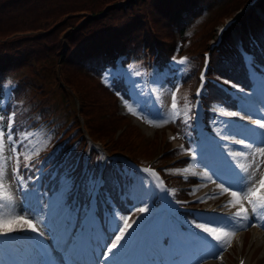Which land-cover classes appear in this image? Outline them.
I'll list each match as a JSON object with an SVG mask.
<instances>
[{"label": "trees", "instance_id": "1", "mask_svg": "<svg viewBox=\"0 0 264 264\" xmlns=\"http://www.w3.org/2000/svg\"><path fill=\"white\" fill-rule=\"evenodd\" d=\"M244 2L246 1L235 0V4L226 11L227 3L222 11L232 13L243 6ZM206 3L209 4L207 0H0V99L4 96L6 87L11 82L15 83L9 90L7 104L0 108L5 126L11 111L15 112V138L19 131L38 126L42 119L51 121L53 117L49 111L53 113L54 107L59 103L54 104L55 96L62 95L69 104L64 94L70 96L68 92L71 91L79 102L74 118L76 120L79 115L83 117V122L79 121L74 125L70 121L54 126L52 145L41 156V159L44 157V162L49 157L59 160L61 152L66 150L64 162L53 173L57 172L54 182L60 172L70 166L74 167L77 157L76 169H80L87 161L88 171L96 170L99 151L92 145L87 154L89 144L86 143L83 129L93 139L108 138L103 143L112 153L124 151L136 158L146 156L148 150L134 147L132 139H137V133L133 138L127 136L133 131L134 125L128 124L117 136L110 127L113 123L114 127H121L123 121L128 120L126 116L114 112V109L116 111L119 106L115 91L129 97V83L124 76L120 79L114 77L111 88L100 77L105 69L116 68L119 64H146L154 73L163 74L166 81L174 86L179 67L173 62V56L185 51L189 19L196 11L208 6ZM257 5L264 11V0L258 1ZM214 17L215 15L212 18ZM240 25L241 28L236 26V30L244 47L264 62V20L256 12V8L248 9L246 15L241 17ZM231 34L230 32V37ZM204 42L207 44V39ZM204 48L205 45H198L201 58ZM39 63L44 64L41 69L37 68ZM199 63L200 61L184 68L182 73L181 83L189 86V95H192L191 89L197 81ZM159 69L164 71L158 72ZM211 73H220L246 87L251 84L243 54L228 35L223 37L220 45L213 47ZM50 75H53L54 81L47 90L45 82ZM79 80L93 82L89 89L94 91L93 95L101 91V95L108 97L102 108L111 110L113 115L109 122L99 123V127L95 128V113L92 108L100 106L101 102L93 99L94 96L88 98L84 90L86 88L83 89ZM208 85L209 95L205 99L208 107L215 100L235 106V98L226 89L213 79ZM29 88L35 90V97H32L38 98L31 108L21 100L22 94ZM95 97L99 99L98 96ZM105 112V109L101 111ZM210 114L208 110L207 118ZM167 121L185 138L184 142L190 134L195 138L194 129H190L189 123L183 118L179 117L175 121L168 118ZM101 126L107 128V132ZM21 143L19 142V147ZM177 152L169 150L161 157H173ZM187 161V158H182L176 164ZM113 162L109 161L105 167V188L117 207L127 212L133 201L131 187L128 185L125 188L127 180L117 174V163L120 168H125V165L120 160ZM167 166L170 165H166L165 170ZM166 173L172 184L180 185L175 187L176 195L187 196V189L183 186L187 181L167 170ZM45 175L43 185L49 187L53 182L52 177L50 178L52 173Z\"/></svg>", "mask_w": 264, "mask_h": 264}, {"label": "rangeland", "instance_id": "2", "mask_svg": "<svg viewBox=\"0 0 264 264\" xmlns=\"http://www.w3.org/2000/svg\"><path fill=\"white\" fill-rule=\"evenodd\" d=\"M207 1L209 2V4L206 3L208 4V6L202 7L200 11H196V13L192 15L193 17H190L189 24L186 29L188 41L184 46L185 51L182 55H176L174 57V62L176 65H178V67H180V72H182L184 68L196 65L198 61H200L201 57L198 45L203 44L206 46V48L204 49H208L210 44L216 43L219 37V35L217 34V29L226 20L234 18V16L241 10V8H244L246 5V3L244 2L243 6H241L238 10L236 9L232 13H224L222 11L223 6H226V4L229 3L226 10L228 11L229 7L235 4V0ZM214 15L215 17L212 18ZM237 24L238 20L236 18L232 26ZM230 29L231 28H227L226 34L229 33ZM210 32L211 34H209ZM175 35L178 36V33H175ZM206 39L208 41L207 44H205L204 42L206 41ZM180 61H183V63H180ZM43 65V63H39L37 68L41 69ZM118 68L120 70L123 69L121 66H119ZM125 70L130 73L128 79L132 82L131 99L128 102H124L122 100L120 102V109L118 106L116 111L114 109V112L119 114H121V112H133L135 116H139L140 114L144 118L143 119L141 117L146 122V124H148L149 126H153V131L145 130L137 123H135L132 118L130 119L127 116L126 117L128 118V120L123 121L124 124L121 126L125 128L127 126L125 123L135 126L134 128H132L133 131L129 132L127 136L129 138H133L134 134L137 133V139H132L133 144L135 145V149L148 150V154H146V156L144 157H141V161L146 162L153 160L154 163L161 164L163 163V159L165 160L168 158V156L164 158L158 156L161 151H165L164 153H162V155L164 156L166 151L173 146H176L181 150H185L186 154L190 155L189 164L187 166L180 167L179 165L171 163V166H167L166 170L173 174L182 172L187 176L196 175L198 177V183H193L189 186L188 193L190 194V197L186 198V201H191L194 204H197L198 202L200 204H206L207 201H214L215 206L220 210L219 215L235 216L237 212H240L241 216L247 215L249 217L248 220L240 219L239 224L235 227L225 228L226 232L233 231V235L225 236L222 233L221 235L217 236L220 237L219 241L214 239V236L210 235L209 237L211 240H200L199 244L195 245H191L192 242L190 241L192 238H198L197 235L192 236L193 233L191 231H188L186 229L187 231L183 232L178 225L172 224L173 236L169 233H167V235L172 238L174 242L173 245L171 247L157 249L153 239L155 234L160 231H164V228L167 232L169 231V229L167 228L165 220L161 216H153V218L149 219L150 238L144 243H141L140 241L139 245L134 246L131 264H133L132 262L136 260L137 255H139L140 253H146V255L149 256V259H151L152 261L146 263L144 262L143 258H138L137 264H163L164 259H160L158 256L159 254H163L164 252H167L169 250L173 251L172 263L174 264H194V262L195 264H197V262H199L198 264H235L237 254L236 246L233 247L234 250L228 248L227 251L225 246H232L233 240L235 238V233H238L242 229L246 230L247 232H245L244 235V245L240 249L247 253V264H264V240H260V242L257 243L256 240L252 238L254 229H257L264 233V212L261 213L258 211H253L254 207L252 205L255 198L252 187L254 188L258 179L264 172V154L260 153V142H258L261 136L258 135V132L254 131L256 129L246 124H237L238 122H235L227 115L217 114V116L211 121L210 129L202 132L201 138L199 137V140H194L190 148L186 149L184 146H179V142L176 138H174V136H167V139H164V134L161 132L162 130L167 129V125H169L167 123V120L170 115L175 117L178 114V106L180 108L179 115L182 116L185 122H188L190 124V97L187 103H185L187 97H184L189 93V86L177 82L175 89H173L171 86H168L162 79H158L151 84V86L153 87L152 89H154V91H152L144 82L146 68L143 64L128 65L126 66ZM27 71L28 69L26 70V72ZM49 73L52 74V72L50 71ZM104 80L107 83L111 81V77L108 72L105 75ZM53 81V75L47 77V80L45 82L47 90L52 86ZM79 82L83 86V89L86 88L84 90H86L85 93L88 98L94 96L93 99L101 102L100 106L92 108L93 112L95 113L96 121V127H94H99V123H104L106 121L109 122V119L113 114L111 110L107 109L106 107L102 108L104 107L103 104L105 103V100L107 101L108 97L105 96V94L101 95V91H98L97 93H95V95H93L94 91L89 90L93 85L92 81H86L85 83L84 81L79 80ZM143 85H145L144 88ZM255 90L256 87L254 86V88L248 91L249 96L247 95V93H243L242 98L246 100L247 98L255 100L257 97V94H254ZM250 92H253V94H251ZM142 93H144V96L146 97L147 107L160 109L162 111V116H156L155 118L153 116L154 114H152V112H148L141 103H136L137 100L142 102ZM35 94V90L29 88L27 92L22 94L21 100L24 101L29 108H31L33 105H35L38 99L37 97V99L33 98L35 97ZM68 94L70 96H67L66 94L64 95L70 102L69 104H67L62 95L58 94L55 96L54 104H56V102H59L57 105L59 107H54L53 113L49 111L51 113V116L53 117L51 121H44L41 123V127L37 126L29 129V132L19 131V140L20 142H22V145L19 148L16 147L14 149V154L9 153V134L6 135L5 131L3 130L0 118V228H8L4 226L6 222L9 224V227L28 225L27 223L17 221L16 218L17 216L23 214L26 209H31V211L23 215L22 219L27 220L28 216L29 221H35L39 223L40 230L38 229L36 233H44L43 240H47L49 242V245L55 250H53L54 253H56L57 251L62 255L63 264H68L67 248L69 247V244L76 245L83 239H85L87 243L89 241L92 242V250L96 251L99 249L103 257L105 255L109 257L117 255L120 252L122 246L127 243H125L127 237L132 234L134 230L138 229V237H143V235L140 234L143 231L142 221L145 220L143 218L148 215L150 209L154 205L153 189L149 181L143 179V186H141L139 180H137V182L133 184L134 202L130 207V214L127 216L123 215L115 208L113 210V215L109 216L108 213L106 214L112 231L117 223H119V225L123 229L125 219H127V223L129 225V227L125 231L124 237L117 245V248L112 249V253L105 252V249L110 248L111 245H107V243H105V235L97 218L91 219L89 216L86 219L83 218V225L85 226L84 230L75 233L74 240L70 228H68L66 233L65 230L68 227V225L66 227V223L68 222V201L71 197V194L64 186L62 178H60L58 182V188L53 192L49 190H46L45 192L42 190L39 191L37 185L41 178V171L52 160L48 159L47 162L43 164V162L39 161V155L43 151L48 150L51 147V138L54 135L53 127L61 123H67L70 121H73L72 124L74 125L79 121L82 123L81 119H83V117H80L78 115L76 117V120L74 118L75 112L79 106L78 98L77 96L73 95L71 91H69ZM95 96H98L99 99H97ZM173 96H175L176 105L178 104L176 109L171 108ZM180 99H183L182 103L179 102ZM3 101L1 102L3 103ZM258 106L260 107V113L257 116L258 118H260L262 123H264V100L260 101V104H258ZM239 107L248 109V105L245 102L241 103ZM142 108H144L143 114L141 113ZM103 109L106 110L105 113H101ZM249 109L248 115L253 117V111ZM47 111L48 110L46 109V112ZM117 126L118 125L114 127V123L110 124L111 130L113 129V132L117 130ZM230 126L232 131L236 133L233 136L238 137V139L240 138L242 140L246 135L245 139L250 144L248 148L250 154L242 157V159L240 160L242 164L240 165L241 169L238 170V173L250 175L252 186L248 189L247 193L243 191L238 192L236 197H233L231 195V192L235 189L229 188L228 192L218 191V188L216 186H213L214 182L201 178L202 174H200V171H204L208 174L210 173V175H212V172H209V169L202 167L198 163L199 150H201V155L204 161L214 170H217L220 164H222L221 162L224 158H230V155L226 154L230 150V146H232V149H240V147L236 144H230L228 141L220 139L221 135L229 133ZM101 127L104 128L103 126ZM104 129L106 131L107 128ZM83 131L85 133L88 132L85 129H83ZM25 137L27 138L25 141H23V138ZM229 137L232 136L229 135ZM15 139L16 138H14V140ZM99 140L104 142L108 140V138L104 137L103 139ZM218 145H224V148L221 150L217 147ZM193 154H195V159H192ZM216 161H218V163H216ZM169 162L173 161L169 160ZM192 165L201 166V170H198L196 168V170H194V168L191 167ZM33 175H36L35 179H33ZM23 178L25 180H23ZM23 183H26V185H23ZM203 190H205V192L201 196L196 197V195H198V191L201 192ZM25 193H28L27 198L25 200H21V198L25 196ZM45 194L47 195L45 196ZM243 198H246L248 203L250 204L252 208L250 212L253 215H250L247 211L243 210ZM142 199L147 201L146 206L148 207V211L143 213L137 210L138 207L145 206L143 203H141ZM13 206L19 208L21 213L12 211L11 208ZM73 214L75 213L73 212ZM197 217L198 219L196 220V223H200L202 221V218H200L198 215ZM74 220L73 222H71L72 224L74 223ZM209 226L214 227L213 224L204 225V227L207 228H210ZM198 229L203 230L202 228ZM50 231L52 235H49ZM113 233H116L115 236L119 235L118 232ZM84 234H86V236L83 238ZM115 236L113 237L111 243H116ZM98 240H100V242ZM80 246L81 245L77 247V250H79ZM205 246H207V248ZM101 247L104 248L101 249ZM86 250L87 247H85L84 251ZM4 251L5 250L0 249V264H13L14 262L12 258L14 256L21 257L22 261L18 264H43V261H45L43 256L40 254L39 249L34 245H31L27 241L20 242L17 245H14V250L12 251L14 253V255H12L13 257L10 256L9 253ZM208 251H213L211 254L212 257L200 260L201 258L208 256V253H205ZM81 252L83 253V249L81 250ZM82 253H80L79 255L81 256ZM225 253L228 254L227 257L223 256ZM154 256L156 257V259L153 258ZM189 258L193 262L189 263ZM104 260L105 259L102 258L101 261L103 262Z\"/></svg>", "mask_w": 264, "mask_h": 264}, {"label": "snow or ice", "instance_id": "3", "mask_svg": "<svg viewBox=\"0 0 264 264\" xmlns=\"http://www.w3.org/2000/svg\"><path fill=\"white\" fill-rule=\"evenodd\" d=\"M245 58L247 60V54H245ZM180 63H183V61H180ZM164 71L163 69H159L158 72ZM168 71H172V69H168ZM110 75H113L115 78L120 79L122 78L123 73L119 68H114L109 71ZM261 75H264V73H261ZM131 98V97H130ZM137 104H140L141 101L137 100ZM197 107L199 106V92L197 93V101H196ZM144 107L147 106V101L143 102ZM177 105L175 103V96H173V100L171 103V108L176 109ZM144 108L141 109V113L143 114ZM242 111V110H241ZM229 116H237L238 112H229L227 113ZM156 116L160 117L162 116V111L160 109H157ZM243 119V117H241ZM256 124L261 129H264V123H261L259 120L255 121ZM231 129L230 126V131L228 134H223L220 136L221 140H226L228 139L229 135H235ZM12 133L9 130V139H12ZM206 139V138H205ZM20 142L19 140V135L17 136V139L12 142L11 147L15 149L17 147V144ZM219 149H223L224 145H218L217 146ZM261 153H264V138L261 139L260 141V148H259ZM55 155V153L53 154ZM49 160L52 159V157L48 158ZM192 159H195V154H193ZM113 163H116L115 161ZM198 163L204 167L209 169L210 172H212V175H208V173H205L204 175L207 177V180L216 182L217 180L220 181L218 187L221 188V191L223 192H228L229 188H233L235 190L232 191L231 195L233 197H236L238 192L243 191L245 193L248 192V189L252 186L251 184V176L250 175H244L243 173H234V179L233 180H225L221 178V175L218 173V171L214 170L212 167H210L203 159L201 155V150H199V161ZM78 165L75 167L70 166L66 168L64 171L59 173V176L62 178L64 186L66 187L67 191L71 194V200L77 201L75 208L73 209V212L78 215L82 216L84 219L88 217L89 214L94 212L95 206L101 201V198L103 197V203L108 202V194L107 190L105 188V185L107 183L106 178L103 176L102 172H89V171H84L82 172L83 179L77 183V180L74 177V173L76 171V168ZM135 168V166H133ZM140 170L135 169L134 171L129 170L128 168H120L118 163H117V174L127 180V185H124L125 188H127L128 185L134 184L139 180L141 186H143V177H137L136 173H138ZM144 172H150V169H144ZM152 175H155V173H152ZM262 184H264V180L261 181ZM227 184V187H224V185ZM22 188V185H21ZM148 194V193H146ZM255 194V193H253ZM39 195V194H37ZM28 193H25V198H27ZM170 203H179V201H169ZM251 202V201H250ZM141 203H143L145 206L138 207L139 212H147L148 207L147 201L146 200H141ZM264 206V205H262ZM31 211V209H26L23 214L20 216H17L16 220L20 221L22 223H27L28 227L31 229L32 232H37V229L31 224L30 221L28 220H23L22 217L23 215L27 214V212ZM253 211H255V207L253 208ZM198 216L202 218V221L200 223L196 224L197 228H202L205 232L215 234L217 231L222 232L225 236H230L233 235V231H228L224 232L225 228L228 227H235L236 225L239 224L240 219L243 220H248L249 217L247 215L241 216L240 212H237L235 216H227V215H209L206 212H201L198 213ZM149 217V216H146ZM145 218V217H144ZM143 218V219H144ZM205 224H213L214 227L212 228H205ZM139 225V224H138ZM137 225V226H138ZM5 227H9V224L6 222ZM255 226V225H253ZM84 225L83 224H77L73 225L71 223V220L68 222V227L66 228V233L68 228H74L76 231H83L84 230ZM129 227L127 223V219H125L123 229L119 225V223L116 224V226L113 228V232H118L119 235L115 236L116 243H112L110 248H106L105 252L107 253H112V249L117 248V245L119 244L120 240L124 237L125 231ZM12 230H15L14 228ZM49 235H52L51 231L49 232ZM131 235V234H130ZM129 235V236H130ZM128 236V237H129ZM44 233H39L38 234V242L43 241ZM73 240L75 239V232L72 233ZM125 240V243L128 240ZM154 243L157 247V249H163L165 247H171L173 245V240L172 238L167 235L164 231H160L155 234L154 236ZM214 239L217 241L220 240V237H217L214 235ZM124 243V244H125ZM73 247L72 244H69V250ZM123 247V246H122ZM114 255V254H113ZM222 258V257H221ZM103 259H108L107 255L103 257ZM70 264H77L76 261H70ZM109 264H111V261H109Z\"/></svg>", "mask_w": 264, "mask_h": 264}, {"label": "bare ground", "instance_id": "4", "mask_svg": "<svg viewBox=\"0 0 264 264\" xmlns=\"http://www.w3.org/2000/svg\"><path fill=\"white\" fill-rule=\"evenodd\" d=\"M250 93L253 94V92H250ZM246 110H248V109H246ZM245 111H244V109H243V111H239L240 118L243 117V120H245L246 123L250 124L251 127H254L256 129L254 131L258 132V135H261L262 136V134H264V133H262L260 131H257L259 127L253 125V124H255V121L258 120V116H256V117L248 116V115L245 114ZM234 120H236V119H234ZM241 122H244V121H239L238 123H241ZM146 130H151V129L148 126H146ZM226 141H228L230 144H236L237 146L240 147V149L238 150L236 148L232 149V146H230V150L226 153V154L230 155V157H231L230 159L232 160V164L228 162V165H229L228 167H229V169H230V167L233 168V173H236L235 172L236 170L241 169V166L240 165L242 164V162H240V160L242 159V157L243 156H247V155L250 154L249 153V150H248V148H249L248 147V142L244 138L241 140L240 138L238 139V137H235V136H232L231 138L227 139ZM216 163H217V161H216ZM191 167L192 168H196L198 170H201V166H198V165H195V166L192 165ZM216 171H218V170H216ZM204 173H205L204 171H200V174H202L201 177L203 179L207 180V177L204 175ZM218 173L225 180H233L232 178H230L228 176H222L224 174H222L219 171H218ZM203 175H204V177H203ZM208 175H210V173ZM260 180L261 181L264 180V176L261 177ZM219 183H220V181H216V182H214L213 186H216L218 188L217 190L218 191H221V188L218 187ZM224 187H227V185H224ZM255 194L258 197L257 200H256V205H258V207H261L262 203H264V184L260 183L258 185V187H257V189L255 191ZM210 228H212V227H210ZM224 232H226V229H224ZM204 233L207 234L208 232H205L204 231ZM221 234H222V232L217 231L214 235L215 236H218V235H221ZM244 234H245V231H239L237 233V235L235 236V239L234 240L237 242L238 245H241V244L244 243ZM210 235L211 236H214L213 234L209 233V236ZM263 235H264L263 232H261V231H259L257 229H254L253 230L252 238L254 240H256V242L258 243V242H260V240H264L263 239L264 238ZM79 254H80V252H77V255H79ZM84 256H86V254H81V257L82 258ZM224 256L227 257V254L225 253ZM15 259L18 261V260H21V257L20 256H15ZM105 264H107V263H105Z\"/></svg>", "mask_w": 264, "mask_h": 264}]
</instances>
